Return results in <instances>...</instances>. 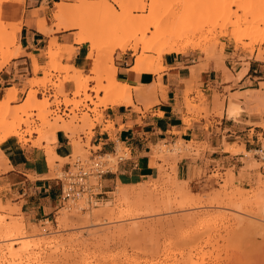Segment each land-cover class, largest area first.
Returning a JSON list of instances; mask_svg holds the SVG:
<instances>
[{
  "label": "rangeland",
  "instance_id": "rangeland-1",
  "mask_svg": "<svg viewBox=\"0 0 264 264\" xmlns=\"http://www.w3.org/2000/svg\"><path fill=\"white\" fill-rule=\"evenodd\" d=\"M9 1L14 0H0V23L6 22L1 18V6ZM86 1L87 8L80 16L81 19H85L88 22V34L93 40L94 47L100 48L107 46L115 40H129L134 42L141 38L149 39L156 29V27L153 26L154 24H151L153 21L158 23V26L161 27L175 25L184 21L186 25L183 24V26L185 29L187 27L188 31L185 30L186 33L184 30L180 31L181 27L179 28V31L181 33L185 32V36H187L185 37L183 33L184 37L180 40L181 44H185L186 42L187 44L190 43L189 45L193 48L189 51H196L198 55L203 57V60L223 62L226 58L222 54L224 48L223 42H226L229 48L233 50L234 54L231 55L230 61L226 63V67L222 66L221 69L223 81H236L240 71L237 75H234L236 69V64L233 62L234 60L240 63L242 70L248 67L247 61L252 59L253 56H255L257 60H262V56L264 55V34L261 36V31H259V33L257 32L258 30L264 29V0H189L184 6L178 4L175 7H171V5L163 3L162 5L158 4L156 7L154 6L151 8L148 0L121 2L122 7L114 4L113 0ZM110 3L114 9L112 12H106ZM78 4L79 1L77 0V3L74 5ZM220 6L225 8L229 7L227 9L228 13L224 14L222 8H219ZM228 14H230V16ZM129 17H131L134 23H140L141 25L136 29H131L125 34H121L120 30L125 28L128 23L127 18ZM12 24L13 23L9 24V26L6 25L8 28H5L6 31H4L5 29L3 30L4 33H2L3 31L0 32L1 65L4 63L7 65L9 63L12 50H14V47H17L18 44L17 35L14 43L10 42V36L12 35H9V33L11 34L10 25ZM176 32L177 30L174 32V35H176ZM256 34H259L258 37ZM48 51L55 52L56 56V49H52L50 46ZM127 52L132 54L131 51ZM8 54L9 56H7ZM146 55L151 56L154 54L146 53ZM130 60L133 61L132 56H130ZM201 60L202 59L199 57L198 61ZM68 66V64L62 63V60L58 59L56 56L51 64H48L46 60L43 66L39 65L37 73H34V71L32 72L31 68V77L28 73L20 77L21 89H18V85H12L13 88H11L16 91V99L14 102L9 103L8 111L11 112L13 109L18 110L20 107L24 108L25 105H18L24 101L28 93L30 94L33 91L36 97L35 101L39 102L38 104L41 106L38 108L36 106H29L24 112H19L20 110H18L16 114L10 113L7 115L6 113L0 112V143L5 141L3 140L4 127L8 125L9 122H13L15 117L12 115H16L17 118L19 117V121L23 123L19 124L16 129V131L20 133V136L12 138H15L22 146L30 144L31 147H37L43 150L45 164L48 169V173L45 175L46 178L56 181V178L62 176V173L67 168V164H72L76 158L82 160L91 158L100 160L105 164L102 168L103 170L109 168L110 171L115 172L119 159L124 158L126 155V151L122 146L117 148L115 154L106 156L97 153L96 148H90L89 146L92 129L96 125H102L103 109L108 106L106 96H104L103 93L93 92L92 90H95L98 85L103 86L107 84L109 74H104L102 80H97L94 79L96 78V74L92 72L91 69L87 71L81 69L80 72H74L70 71ZM74 76L78 79L80 78L79 80L82 81L80 85L77 86L78 88L75 86L74 81H71L72 78H75ZM91 83H93V85H91ZM66 84H71L72 88L66 89ZM99 89L100 88H98V90ZM9 91L10 88L4 91V97ZM191 91H194L195 98L185 97V102L187 103V111L193 113L194 111L202 110L201 105L206 103V98L200 93L197 85L191 88ZM100 94H102V96H99ZM247 94V97H245L244 94L229 95L228 105L230 98L242 96L246 101L256 102V110L264 115V84L260 85L258 91L247 92ZM215 97L217 98L218 96L215 95ZM62 100H67L70 104L62 105L59 103L63 102ZM37 102L35 103L37 104ZM220 104V109L222 110L223 99ZM83 119H88L87 124L84 122L86 120ZM62 121L70 125V128L67 129L70 137L68 139L71 144H75L76 148L73 149V152L71 151L69 157L57 159L55 157H49V152L53 149L54 142L52 140V134H50L51 131L48 132V135L45 134L47 127L44 123L55 124L56 122V124H62ZM102 128L108 130L111 128V124L106 122L105 125H102ZM33 131H37V134H32ZM27 132L31 134L29 133L30 135H28ZM33 136H35V138H33ZM258 137L261 143V152L245 153L242 151L244 155V158L241 160L243 168L240 169L237 176L234 175L232 168L217 167L215 170L205 174L206 185L203 186L202 189L189 187L187 181L176 178L177 163L186 157H194V159L199 158L200 149L199 146L192 143H185L181 140H177L173 144L165 146L163 143H159L151 148V154L158 163L156 164L158 170L156 178L137 183H126L120 179H116L115 183L108 186V188H105L103 184L102 195L100 196L102 197V205L96 208L84 212L76 209L72 203L62 206L58 201L54 212L48 216V220L38 222L36 225L31 226V224L24 221L23 215L21 214L22 201L16 204L8 200L4 203L0 201V217H3V223L6 222L7 224H11L13 220L15 222H20L21 220L18 218H23L25 229H23V235L21 234L19 238L22 237V243L27 242L29 244L25 246L27 248L26 251L23 250L22 253H24V256L22 255V257L25 258L31 252L40 251L39 253H42L45 251L44 254H41L37 263L34 264H84V262L89 264L92 262V264H98V262L100 264H186L187 262L185 261H187L186 259L189 257H191L193 262L195 259L196 261L199 260L198 262L202 261L200 264H264V233L250 228L251 231H256L251 232L249 227L243 226L247 223L246 220L249 218L252 219L251 222L256 225H264V198L260 199L264 191V160L262 159L264 154V136L262 137V135H259ZM42 140H45L43 145L41 143ZM233 147L225 144L224 150L231 155L241 152L235 144ZM175 148L177 151H175ZM90 150H92V153H90ZM159 154L163 155L165 160H158L157 155ZM160 164H162L164 168L163 172L165 173L164 175L167 176L165 177L166 179L160 177L161 175L158 168ZM30 179L33 178L30 177ZM243 181H247V183L244 185L238 183ZM118 183L120 185H128L126 189L133 190L135 193L143 189L141 191H143L142 195H145V197L149 189L148 195L152 193V196H149L151 201L153 200L152 202H154V205H152L150 201L148 206L151 205L153 207L150 206L151 208L148 207V209L147 207H142L141 210L139 209L138 211L121 213L120 210L122 207L119 205L118 201H115V197L113 196V192L117 189L116 185H118ZM145 187H147V191ZM186 190L197 196L196 199L199 201V206L186 204L187 194L184 193ZM180 193L181 195L183 193L185 194L182 195L184 201H181ZM154 195H156V197H154ZM262 197L264 196L262 195ZM154 198L158 200L156 203ZM212 198L214 200L216 199L215 202ZM105 202L110 205L105 208H109L113 211V218L111 220H102L99 223H95L92 215L96 209H98L97 211L104 210ZM217 203H220V205ZM123 208L125 207L123 206ZM61 209H63L66 214L78 213L81 216L83 215V218L81 217L82 220H80V218L78 220L72 217L73 220L71 218L70 220L68 219L66 221V226L59 229L55 220L58 216L57 212ZM239 209L242 211L241 215L245 212L244 215L248 217L244 218V224L242 223L241 226L247 230L249 229L248 231L251 233L247 232L243 227H239L240 224L235 225V217H230L232 212ZM83 213L89 216H87L89 220L87 223L84 222L85 216ZM194 214L196 218H198V215L199 218L208 214L209 216H205L206 218H204V222H202L203 226H201V222L199 225L196 220V222L193 223H191L192 221L189 222L184 220V218L188 216L195 217ZM211 215L212 217H210ZM208 217H210V219ZM255 218H257L256 220L258 222ZM174 220L180 221L179 224H181L182 229H179L180 225L178 228L179 230L175 227ZM8 221H11V223ZM168 221L170 222L168 223ZM134 223L151 224L153 228L152 236H145V238L142 236V232L131 237L127 232L131 224L134 225ZM196 225H199V227ZM207 226L208 228L204 229ZM225 227L229 230L231 229V232L227 231ZM237 228L240 229V231L244 229V232L241 231L239 233V230H236ZM122 229H125L126 232ZM121 230L123 232H121ZM100 231L103 233L101 234ZM92 233L93 236H95L94 238H90ZM185 233L186 235L188 234L187 237ZM193 233H195L194 236L192 235ZM96 234H101L99 235L102 236V238L99 237L101 240L96 238L98 237ZM105 234L107 238L103 239V236H106ZM189 235L191 238L193 236V240H190L191 244H186L185 240L186 242H190ZM208 235H211L209 239L207 238ZM185 237L187 239L182 241V238L184 239ZM197 237H199V240ZM196 238L197 241L195 240ZM49 239L53 240L50 241ZM207 239L208 242H206ZM46 240L49 241L48 244L45 243ZM194 240L197 244L194 243ZM6 241L9 240H0V243L3 244L2 242ZM53 241L54 243H52ZM192 245L194 249L190 248ZM19 246L21 245H16L15 248ZM182 247L183 249H181ZM38 248H40L39 251ZM17 249H20V247ZM50 250L52 253L55 252L53 256H56V259L53 261L51 260V262L47 261L49 259L46 260L47 253H51ZM190 250L192 254L189 253V255H191L187 256L188 252L186 251ZM62 252L68 253L67 259L62 258ZM23 258L22 260H24ZM42 258H44V260H42ZM144 261L147 263H144ZM196 261L194 264L197 263Z\"/></svg>",
  "mask_w": 264,
  "mask_h": 264
},
{
  "label": "crops",
  "instance_id": "crops-1",
  "mask_svg": "<svg viewBox=\"0 0 264 264\" xmlns=\"http://www.w3.org/2000/svg\"><path fill=\"white\" fill-rule=\"evenodd\" d=\"M22 3L9 1L1 6V18L21 26L17 33L18 54L0 71L1 100L4 91L12 85L21 89L20 77L25 73L31 77L33 62L38 66H43L46 60L49 62L48 49L53 39L60 45L57 57L62 63L79 71L92 69L94 54L92 58L87 57L89 43L76 42L79 29L63 28L54 17L57 4L77 7L74 5L77 0H23ZM39 23L49 31L39 30ZM223 44L222 54L226 57L223 62L205 61L196 51L165 54L161 59L163 69L156 73L132 71L134 57L127 52L132 50L116 49L117 52H113L116 80L131 87V103L106 106L102 125L108 122L111 128L104 130L102 125H96L92 129L89 146L96 148L97 153L103 156L115 154L119 146L126 151L125 157L119 159L116 171H109L101 177L102 186L108 188L116 179L137 183L156 178L158 163L151 148L159 143L166 146L181 140L199 146V158H183L177 163L175 173L177 179L199 189L206 185L205 174L217 167L232 168L237 176L243 168L242 151L261 152L258 136H264L261 126L264 115L256 110V102L235 96L230 101L241 109L231 117L227 109L229 95L244 94L247 97V92H256L264 84V55L262 60L253 56L247 61V71L238 81H223L222 66L226 67L234 54L226 42ZM199 57L201 61H198ZM233 62L236 64L234 75H237L242 66L237 60ZM196 85L206 103L201 105L202 110L191 113L187 111L185 97L195 98L191 88ZM71 88V84H66V89ZM68 138V132L58 130L50 151L60 158L69 157L73 149ZM44 142L41 141L42 145ZM225 144L232 147L235 144L241 152L231 155L224 150ZM47 173L40 148L30 144L22 146L12 137L0 143V201L9 200L16 204L22 201L21 214L28 224L48 220L59 201V182L46 178ZM238 183L244 185L247 181Z\"/></svg>",
  "mask_w": 264,
  "mask_h": 264
},
{
  "label": "bare ground",
  "instance_id": "bare-ground-1",
  "mask_svg": "<svg viewBox=\"0 0 264 264\" xmlns=\"http://www.w3.org/2000/svg\"><path fill=\"white\" fill-rule=\"evenodd\" d=\"M16 3H18L19 5L23 2V0H14ZM114 1V4H116L117 6H121L122 7V5H121V2H131V1H134V0H113ZM149 2H150V8L151 7H156L158 4H160V5H162L163 3L164 4H167V5H171V7H175L176 5H185V3L187 2V1H189V0H148ZM23 4V3H22ZM56 7H57V9H56V12L54 13V17H55V19L58 21V25H60V26H62L63 28H74V27H76V28H78L79 29V32H78V34H77V39H76V42L77 43H82V42H88L89 43V47H90V51H89V53L87 54V57L88 58H92V56H93V54H94V57L92 58V72H94L95 74H96V78H94V79H97V80H102V77H103V75L104 74H109V76H108V79H107V84H104L103 86H101V85H98L97 86V91H96V89L95 90H92L93 92H100V93H103V95L104 96H106V98H107V101H108V105H111V106H113V105H116V104H130L131 103V87H129L127 84H124V83H120V82H118L117 80H116V68H115V66H114V64H113V58H112V54H113V52L116 50V49H119L120 51H125V50H132V55H133V57H134V61H133V66H132V71H135V72H151V73H156V72H159V71H161L162 69H163V65H162V63H161V59H162V56L164 55V54H181V53H184V52H187V51H189V50H191L193 47L191 46V45H189V44H187V42L184 44H181V39H182V37H184L185 36V32L186 31H188L187 30V27H186V29L184 28V26H183V24H184V21L183 22H180V23H178V24H175V25H169V26H163V27H161V26H158V23H156V22H151V24L153 25V26H155L156 27V29H155V31L153 32V34H152V36L149 38V39H146V38H141V39H139V40H137V41H134V42H131V41H129V40H115V41H113L111 44H109V45H107V46H103V47H100V48H98V47H94V44H93V40L90 38V36H89V34H88V30H89V25H88V22L84 19H81V14L82 13H84V10L87 8V1L86 0H79V5H77V7H75V6H70V5H67V4H62V3H59V4H57L56 5ZM23 8V7H22ZM142 8H143V6H142ZM219 8H222V11H223V13L224 14H226V13H228V11H227V9L229 8H225V7H222V6H220ZM114 8H113V6H112V4L110 3V5H108V7H107V9H106V12H112V10H113ZM229 13H231V12H229ZM229 16H230V14H228ZM128 19V23H127V25L125 26V28H122V30H120L121 31V34H125L126 32H128V31H130L131 29H136L139 25H141L140 23H134L132 20H131V17H129V18H127ZM151 21H152V19H151ZM15 23V22H14ZM12 24V25H10V31H11V34L9 33V35H12V36H10V42L11 43H14V41H15V39H16V35H17V33L20 31V28H21V26L20 25H18V24ZM1 25H0V32H2L6 27L8 28V26H9V24H11L10 22L8 23L7 22V24H6V22L5 23H0ZM8 25V26H6V25ZM184 25H186V24H184ZM147 27V26H146ZM181 27V28H180ZM179 28H180V31H185V32H183L184 33V36H183V33H181L180 31H179ZM38 29L39 30H41V31H43V32H48L49 31V29H47L46 27H45V25L44 24H41V23H39L38 24ZM177 30V32H176V35H174V32ZM4 31H6V29L4 30ZM4 31L2 32V33H4ZM9 31V30H8ZM259 31H261L260 33H261V36H262V34H264V29H262V30H258L257 32L259 33ZM179 32H180V34H179ZM178 33V34H177ZM187 33V32H186ZM187 35V34H186ZM258 35L259 34H256V36L258 37ZM185 37H187V36H185ZM184 40V39H183ZM182 40V41H183ZM179 42H180V44H179ZM50 48V47H49ZM51 48L52 49H55L56 48V50H57V52H56V56H58V54L60 53V45H57L56 44V42H55V40L53 39L52 41H51ZM138 48V49H137ZM18 49H19V46H17V47H14V50H12V53H11V55H10V59H12V58H14L17 54H18ZM146 53H153L154 55H146ZM7 56H9V54L7 55ZM56 56H55V52H52V51H48V59H49V62H48V64L50 63H52L54 60H55V58H56ZM7 58V57H6ZM5 59V58H4ZM7 60H9V59H7ZM7 60H6V62H7ZM2 61V60H1ZM3 62V61H2ZM5 62V61H4ZM6 64L4 63L3 65H1L0 64V70L5 66ZM48 66H50V65H48ZM205 66V65H204ZM201 67H203V66H201ZM68 68H69V70L70 71H74V72H80L77 68H73L72 66H68ZM33 71H34V73H37V71L39 70V66L37 65V63L36 62H33ZM247 71V68H243L242 70H240V72H239V74H238V76H237V78H236V81H238V79H240L244 74H245V72ZM69 72V71H68ZM79 74V73H78ZM75 75V74H74ZM75 77V76H74ZM93 77H94V75H93ZM93 77H91V78H93ZM80 79V78H79ZM77 77H75V78H72L71 79V81H74V83H75V86L77 87V86H79L80 85V82H82V81H80ZM96 80V81H97ZM83 84V83H82ZM81 84V85H82ZM99 84V83H98ZM101 86V87H100ZM13 88V87H12ZM12 88H10V91L9 92H7L6 93V95H5V97L2 99V100H0V112H3V113H6L7 115H9L10 113H12V114H16V113H18V110H20L19 112H24V110H26L29 106H36L37 108L38 107H40L41 105L40 104H38L39 102H37V101H35L36 99V97H35V93H34V91L33 92H31L30 94L28 93V95L26 96V98L24 99V101L21 103V104H19L18 106H20V105H25V107L23 108H21L20 107V109H18V110H12L11 112L10 111H8V106H9V103L10 102H13V101H15V99H16V91L14 90V89H12ZM78 88V87H77ZM81 88V87H80ZM98 88H100L99 90H98ZM245 91H247V90H245ZM78 94V93H77ZM233 94V93H232ZM97 96V95H96ZM95 96V97H96ZM232 96H234V95H232ZM234 98V97H233ZM38 99V98H37ZM89 100V99H88ZM40 101V100H39ZM63 101V100H62ZM35 102H37V104L35 103ZM60 104H62V105H69L70 103H69V101H67V100H64L63 102H59ZM221 105V104H220ZM13 107V106H12ZM241 108H239L237 105H235L232 101H229V105H228V109H227V114L231 117V116H234L235 114H237L238 112H239V110H240ZM13 117H15V119H13L14 121L13 122H9V124L8 125H6L5 127H4V129H3V136H4V138H3V140H6V139H8V138H10V137H18V136H20V133L19 132H17L16 131V129H17V127L19 126V124H22L23 122L22 121H19V117L17 118V116L16 115H12ZM85 118H87L86 116H84ZM83 117V118H84ZM83 120H86V119H83ZM88 120V119H87ZM84 121V122H86L85 124H87V122L88 121ZM57 122V121H56ZM56 122H55V124L53 123V124H50V123H47V122H45L44 124H45V126L47 127L46 128V132H45V134H47L48 135V132L49 131H51V133L50 134H52V138L54 139V135H55V133L58 131V130H63V131H65V132H67V129H69L70 128V125L69 124H67V123H65V122H63L62 124H56ZM262 126V129L264 130V123L261 125ZM71 131V130H70ZM30 132H32V131H30ZM30 132H27L28 133V135H30L31 133ZM37 133V131H33V133ZM30 133V134H29ZM26 134V133H25ZM23 135V134H22ZM26 136V135H25ZM71 144V143H70ZM76 148V146H75V144L73 143L72 144V149H75ZM175 151H177V149L175 148ZM55 157V158H57V159H65V158H60V157H58L55 153H51V152H49V157ZM105 156V155H104ZM157 157H158V160H165L164 159V157H163V155H161V154H159V155H157ZM52 160V159H51ZM252 161H254V160H252ZM251 161V162H252ZM52 162V161H51ZM100 164H103V165H105L104 163H102L100 160L98 161ZM106 162V161H105ZM163 163V162H162ZM5 164V163H4ZM258 164V163H257ZM255 165H256V163H255ZM9 167H7V169H8ZM159 173H160V177L161 178H165V177H167V176H165L164 174V168H163V166H162V164H160L159 165ZM2 169H3V167H2ZM6 169V170H7ZM4 171V170H3ZM166 179V178H165ZM162 180V179H161ZM163 181H165V180H163ZM264 182V181H263ZM130 185V184H129ZM121 186V187H120ZM128 186V185H127ZM127 186L126 185H120L119 183H118V185H116V187H117V189L113 192V196L115 197L114 199H115V201H118L119 202V205L122 207L121 208V210H120V212L121 213H124V212H127V211H130V212H134V211H138L139 209L141 210V208L142 207H147V209H148V207H150V206H148V203H150V201H151V198H150V196H152V193H149V195H148V192L150 191L149 189H148V192H147V194H146V197H145V195H142V192L143 191H141V190H143V189H140V190H138L139 192L138 193H135L133 190H129V189H126L127 188ZM143 188V187H142ZM155 188V187H154ZM156 189V188H155ZM145 190L147 191V187H145ZM188 190H186V192L184 191V193L185 194H187V196H186V204H190V205H198V203H199V201L196 199L197 198V196L194 194V193H191V192H187ZM152 192V191H151ZM182 193V192H181ZM181 193H180V195H181ZM182 194V195H185V194ZM263 193H264V191H263ZM262 193V195L264 196V194ZM144 194V193H143ZM219 194V193H218ZM182 195H181V201H184L183 199H182ZM198 195V194H197ZM216 195V194H215ZM262 195H261V197H260V199L261 198H264V197H262ZM144 196V197H143ZM214 196V195H213ZM154 197H156V195H154ZM224 197V196H223ZM217 198V197H216ZM221 198V197H220ZM155 199V198H154ZM213 199V198H212ZM214 200V199H213ZM212 200V201H213ZM216 200V199H215ZM215 200H214V202H215ZM221 200V199H220ZM153 201V200H152ZM151 201V204L152 205H154V202H152ZM155 201V203H156V201H158L157 199H155L154 200ZM217 201H218V199H217ZM202 202V201H201ZM206 202H208V201H206ZM210 202V201H209ZM221 202V201H220ZM110 203V202H109ZM185 204V203H184ZM202 204V203H201ZM213 204V203H212ZM211 204V205H212ZM217 204H219L220 205V203H217ZM189 205V206H190ZM106 206H110L107 202H105V204H104V208L106 207ZM115 206V205H114ZM116 206H118V205H116ZM123 206L125 207V208H123ZM199 206V205H198ZM151 207H153V206H151ZM150 207V208H151ZM191 207V206H190ZM117 208V207H116ZM146 209V208H145ZM144 209V210H145ZM16 210V209H15ZM80 210V209H79ZM91 210V209H90ZM98 209H96V211L93 213V221L95 222V223H99L100 221H102V220H111L112 218H113V211L111 210V209H104V210H102V211H97ZM68 211V210H67ZM80 211H82V210H80ZM235 211V210H234ZM85 212V211H84ZM229 212V211H228ZM227 212V213H228ZM58 213V216L56 217V223H57V226H58V228L59 229H61V228H64L65 226H66V224H67V220L69 219L70 220V218L72 219V217L73 218H77L78 220H79V218H80V220H82V216L81 215H79L78 213H65L64 212V210L63 209H61L60 211H58L57 212ZM231 213V212H230ZM241 213H242V211L239 209V210H237V211H235V212H232V215L230 216V217H235V225H237V224H240V226L239 227H249V229L251 228V229H255L256 231L258 230V231H260V232H263L264 233V225H256L255 223H253V222H251V220L252 219H248V220H246L247 221V223L245 224V225H243V226H241V224L245 221V219L244 218H248V217H246L244 214H245V212H243L244 214L243 215H241ZM84 214V216H85V218H84V222L85 223H87L89 220L87 219L89 216L88 215H86L85 213H83ZM205 214V213H204ZM235 216H234V215ZM247 214V213H246ZM195 215V214H194ZM202 215V214H201ZM227 215V214H226ZM229 215V214H228ZM248 215H250V214H248ZM88 216V217H87ZM191 216H193V215H191ZM205 216H209V214L208 215H205ZM202 217V218H199V215H198V218H196V215H195V217H190V216H188V217H183L184 218V220H186V221H192L191 223H193V222H198V224L200 225V222H201V226H203V223L202 222H204V218H206V217ZM245 216V217H244ZM21 217V216H20ZM82 217V218H81ZM118 217H120V216H118ZM121 217H122V215H121ZM210 217H212V215L210 216ZM210 217H208L209 219H210ZM213 217H215V216H213ZM250 217V216H249ZM3 217H0V240H9V241H6V242H2L3 244H1L0 245V264H34V263H37V261L39 260V258H40V256H41V254H44V252H42V253H39L40 251H39V249L40 248H38V251L39 252H31L29 255H27L25 258H23L22 257V255L24 254V253H22L23 252V250L24 251H26V248L27 247H25V246H27L29 243H27V242H25V243H22L23 242V239H21V238H19V236H21V234L23 233V229H25V224H24V222H23V218L22 219H20V218H18L19 220H21L20 222L18 221V222H15L14 220H13V222L11 223V221H8V222H10L11 224H7L6 222V224L5 223H3L4 221V219H2ZM217 218V217H216ZM252 218V217H251ZM231 219V218H230ZM244 219V220H243ZM257 218H255V220H256ZM73 220V219H72ZM196 220V221H195ZM199 220V221H198ZM208 220V219H207ZM250 220V221H249ZM254 220V219H253ZM173 221V220H172ZM186 221H184V222H186ZM209 221H211V220H209ZM213 221V220H212ZM229 221V220H228ZM257 221V220H256ZM136 222V221H135ZM138 222V221H137ZM170 221H168V223H169ZM179 220H174V224H175V227L178 229L179 228V225H180V228L179 229H182V226H181V224H179ZM188 222V223H189ZM205 222H207V221H205ZM258 222V221H257ZM260 222V221H259ZM159 223H161V222H159ZM187 223V224H188ZM191 223H189V224H191ZM231 223H233V222H231ZM162 224V223H161ZM244 224V223H243ZM28 225V224H27ZM170 225V224H169ZM199 225H196V226H198L199 227ZM207 225V224H206ZM205 225V226H206ZM234 225V226H235ZM32 226V225H31ZM30 226V227H31ZM160 226V225H159ZM178 226V227H177ZM195 226V227H196ZM200 226V227H201ZM231 226V225H230ZM227 227V226H226ZM225 227V228H226ZM228 227H229V225H228ZM238 227V228H239ZM243 227V228H244ZM204 228V227H203ZM208 228V226L206 227V228H204V229H207ZM211 228H214V227H211ZM232 228V227H231ZM234 228V227H233ZM236 229L237 231L239 230V233L241 232V231H243L244 229H242L241 231H240V229ZM178 229V230H179ZM227 229V228H226ZM248 229V230H249ZM251 229H250V231H251ZM32 230V229H31ZM124 232H126V230L125 229H122ZM121 230V232H123ZM212 230V229H211ZM210 230V231H211ZM247 232H249V233H251L250 231H248L247 229H245ZM253 231V232H256V231ZM34 231V230H33ZM36 231V230H35ZM39 231V230H38ZM108 231V230H107ZM140 231V232H139ZM227 231H230L231 232V229L229 230V229H227ZM41 232V231H40ZM101 232V231H100ZM108 232H110V231H108ZM143 232V233H142ZM180 232V231H179ZM208 232H209V230H208ZM224 232H226V231H224ZM230 232H228V233H230ZM233 232V231H232ZM244 232V231H243ZM259 232V233H260ZM96 233V232H95ZM94 233V234H95ZM103 232H101V234H102ZM107 233V232H106ZM127 233H129V235L131 236V237H133V236H136V235H138L139 233H142V236L143 237H145V236H147V237H151L152 236V234H153V228H152V225L151 224H149V223H134V225H132L131 224V226L129 227V229H128V232ZM148 235H147V234ZM228 233H226V234H228ZM101 234H96L98 237H96V238H102V236H99V235H101ZM110 234V233H109ZM194 234L195 233H193L192 235L194 236ZM200 234V233H199ZM233 234V233H232ZM235 234V233H234ZM242 234V233H241ZM23 235V234H22ZM106 235V234H105ZM151 235V236H150ZM185 235H186V233H185ZM184 235V236H185ZM188 235V234H187ZM187 235H186V237H187ZM260 235H262V234H260ZM25 236V235H24ZM190 236V235H189ZM193 236H192V238H191V236L188 238L189 239V241L192 239L193 240ZM197 236H199V235H197ZM200 236H201V234H200ZM204 236V235H203ZM211 236V235H210ZM209 235H208V239H209V237H210ZM94 238L95 236H93V233L91 234V236H90V238ZM182 238V241H184L185 239H187V238ZM99 238V239H100ZM107 238V235L104 237L103 236V239H106ZM146 238V237H145ZM198 238V240H199V237H197ZM197 238L195 239L196 241H197ZM208 239L206 240V242H208ZM38 240V239H37ZM44 240V239H43ZM50 240V239H49ZM53 240V239H52ZM52 240H50V241H52ZM96 240V239H95ZM101 240V239H100ZM191 240V241H192ZM194 240V241H195ZM33 241H34V239H33ZM39 241V240H38ZM97 241H98V239H97ZM191 241L190 242H186V240H185V243L187 244V243H189V244H191ZM194 242V243H196L197 244V242ZM40 242V241H39ZM38 242V243H39ZM42 242H44V241H42ZM201 242V241H200ZM27 243V244H26ZM45 243H49V241H45ZM52 243H54V241L52 242ZM194 243H193V245H194ZM188 244V245H189ZM196 244H195V246H196ZM16 245H21V246H19L20 247V249H17V248H19V247H16L15 248V246ZM32 245V244H31ZM40 245V244H39ZM193 245L190 247L191 249H194V247H193ZM41 246V245H40ZM190 246V245H189ZM198 246V245H197ZM184 247V246H183ZM183 247L181 248V249H183ZM30 248V247H29ZM187 248V247H186ZM34 249V248H33ZM46 249V248H45ZM189 249V248H188ZM198 249V248H197ZM31 250V249H30ZM201 250V249H200ZM42 251H43V249H42ZM56 251V250H55ZM27 252H28V250H27ZM50 252H51V250H50ZM49 252V253H50ZM186 252H188L187 254V256H190L191 254H192V252H191V250L190 251H186ZM55 253V252H54ZM54 253H50V254H48L47 253V258H46V260L47 259H49V260H47V261H49V262H51V260L53 261V260H55L56 259V256H53L54 255ZM189 253H191L190 255H189ZM62 255H63V259H67V257H68V253L66 252H62L61 253ZM184 254H186V253H184ZM194 254V253H193ZM196 254V253H195ZM45 255H43V256H45ZM183 255V254H182ZM24 256V255H23ZM57 256H58V254H57ZM186 256V255H185ZM184 256V257H185ZM186 256V257H187ZM60 257V256H59ZM58 257V258H59ZM195 257V256H194ZM22 258L24 259V260H22ZM183 258V257H182ZM197 258V257H196ZM199 258V257H198ZM189 259V260H188ZM188 259H186L187 261H185V262H187L186 264H194V262L196 261V259H195V261L193 262L192 260H191V257H189ZM42 260H44V258H42ZM185 260V259H184ZM201 260V259H200ZM46 261V262H47ZM199 261V260H198ZM198 261H196L197 263H195V264H200V262H202V261H200V262H198ZM55 262V261H54ZM84 262V261H83ZM88 262V261H87ZM97 262H98V259H97ZM146 261H144V263H145ZM41 263V262H40ZM48 263V262H47ZM93 263V262H92ZM91 263V264H92ZM94 263H96V262H94ZM147 263V262H146ZM84 264H89V263H86V262H84ZM97 264V263H96ZM98 264H100L99 262H98ZM139 264V263H138Z\"/></svg>",
  "mask_w": 264,
  "mask_h": 264
},
{
  "label": "built area",
  "instance_id": "built-area-1",
  "mask_svg": "<svg viewBox=\"0 0 264 264\" xmlns=\"http://www.w3.org/2000/svg\"><path fill=\"white\" fill-rule=\"evenodd\" d=\"M262 159L264 160V154ZM99 160L76 158L67 168L59 182V202L62 206L72 203L76 209L89 211L102 205V181L101 177L108 173L109 168L102 169L103 164Z\"/></svg>",
  "mask_w": 264,
  "mask_h": 264
}]
</instances>
